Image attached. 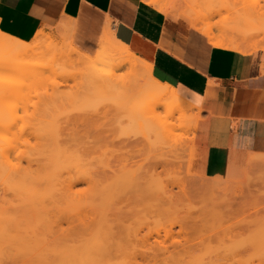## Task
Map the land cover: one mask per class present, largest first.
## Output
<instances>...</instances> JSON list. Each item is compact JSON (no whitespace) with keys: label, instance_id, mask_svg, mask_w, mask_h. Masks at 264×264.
<instances>
[{"label":"rangeland","instance_id":"1","mask_svg":"<svg viewBox=\"0 0 264 264\" xmlns=\"http://www.w3.org/2000/svg\"><path fill=\"white\" fill-rule=\"evenodd\" d=\"M212 1H215L214 6H207L213 9L219 5V1ZM223 3L228 6V12L222 10L220 15L213 16L212 22H228L236 28L232 30L230 26L222 24L233 31L230 35L234 33L232 36L240 41L245 37L247 43L262 45L264 0H223ZM204 9L201 8V12L207 16ZM168 14L183 15L171 11ZM76 22L78 31L75 44L82 48L85 42L97 37L96 27L86 17ZM56 27L46 31L54 32ZM237 29L240 31L236 32ZM223 30L222 33L225 32ZM53 65V70L46 69L47 72L38 75L45 76L28 79L26 83L12 70L0 73V86L5 83L3 89L14 88L13 91L0 92V151L7 155L12 151L9 157L5 155L8 163L10 161L19 166L20 173L22 168L25 169L24 175L17 174L15 170L7 173L5 169H14L13 165L8 166L4 155H0L3 157H0V219L6 224L5 231H0L6 238L0 241V260L10 256L26 259L32 248L36 247V251L34 249L27 258L29 261L33 259L34 264L35 258L39 261L36 260V264H72L75 256L86 255L92 246L98 250L109 243L104 223H112L114 229L110 230L111 235L135 239L138 253L146 249L151 251L148 254L157 253L161 257L182 254L184 259L174 264H264V163L252 169L248 164V175L236 181L207 177L197 140L200 122L204 120L201 110L196 125L194 122L188 123V126L186 124L187 128L190 124L195 127L191 126L194 130L187 129L188 137L184 134L183 139L187 142L186 138L190 140V137L192 143H187L192 147L184 142V150H176L179 157L176 163L182 164L181 171L161 172L158 169L152 171L157 175L153 174L149 166L159 155L156 144L160 137L154 135L157 130H153L152 123L142 121L137 112L143 99L138 96L120 97L121 94L106 96L88 87L82 67L61 66L59 63ZM34 69L38 67L30 68L31 71ZM6 83L11 86L8 87ZM122 104L129 107L128 111H136L133 117L130 118L131 114ZM112 105L117 106L115 110L120 108L125 113L114 112ZM102 109H111L108 114H116L114 120H111L114 116L110 114L104 120L109 137L93 140L89 135L86 138L76 129V115H91ZM128 141L132 144H127ZM20 142L23 148L19 146ZM89 142L92 144L87 149L84 144ZM10 143L11 146L13 143L17 145L12 148ZM32 151L37 157L32 155ZM162 153L170 159L174 157L171 151ZM24 171H28L27 174ZM149 174L153 177H148ZM14 175L15 178L17 175L23 176L18 181ZM180 177L188 186H185L184 193L180 189ZM157 182L160 185H156ZM157 186H161L162 190L167 189L164 190L167 197L161 205L155 197ZM238 188L242 189V195H233ZM185 193L191 197L187 199L183 196ZM159 206H163L164 210H159ZM205 207L208 208L206 211ZM186 220L191 229L187 227ZM177 223L182 226L186 224V228L183 227L188 232L184 233ZM194 227L200 228V231ZM116 254L115 250L108 252L111 258L106 264L124 263L122 257L118 256L120 254ZM139 262L143 261L139 259Z\"/></svg>","mask_w":264,"mask_h":264},{"label":"crops","instance_id":"2","mask_svg":"<svg viewBox=\"0 0 264 264\" xmlns=\"http://www.w3.org/2000/svg\"><path fill=\"white\" fill-rule=\"evenodd\" d=\"M168 12L142 0H0V30L30 41L40 29L73 21L77 34L76 21L86 17L97 36L87 48L108 25L154 66L158 80L203 111L197 140L205 175L244 179L248 164L264 156V48L244 54L213 47L188 15Z\"/></svg>","mask_w":264,"mask_h":264},{"label":"bare ground","instance_id":"3","mask_svg":"<svg viewBox=\"0 0 264 264\" xmlns=\"http://www.w3.org/2000/svg\"><path fill=\"white\" fill-rule=\"evenodd\" d=\"M142 1L147 3V4L155 6L158 10H160L162 12L172 11L175 13H178V12L185 13L186 16L188 15L190 17V19L193 20L194 26L198 29V31H200L203 36L208 38L209 45H211L213 47L238 51V52H242L244 54H250V53H252L258 49L264 48V43L262 45H261V43H257V44L254 43V45H253L250 42L247 43L248 40L245 37H244V39L246 41L244 39H243V41L242 40L240 41L236 37L232 36L234 33L233 34L231 33V35H230V32L232 30H235L236 28L232 27L228 22H224V21H223V23H213L212 22L214 15H216V14L220 15L222 10H225L226 12H228V6H226L224 3L222 4L223 0H218L219 5H217L216 8L213 7V9L211 7H208L209 4H213L212 6H214L215 1L213 2L212 0H142ZM201 8L202 9L205 8L204 10L207 11V13H206L207 16L204 13H202L203 11L201 12ZM222 24L223 25L225 24L226 27H227V25L230 26L232 30H230V27H228L227 28L228 30H227L226 27L222 26ZM109 28L110 27H108V25H107L106 29L102 33L100 40L96 46H90V47L86 46L87 48H83V47L80 48V47L76 46V44H75V34H76L75 32L76 31H74V26H73L71 21L59 22V24L55 28L54 32L46 31V29H40L36 32L35 36L30 41H24V40L18 39L16 37H13L9 34L2 32L0 30V73L2 71H5V70H12L17 75H20V80L22 82L26 83V81L28 79H32V78L36 79V77L38 79V77L45 76L42 74H40L41 76H38V75H39V73H44L45 71L47 72V70L48 71L53 70V67H54L53 64H55V63L56 64L59 63L61 66H79V68L82 67L83 73L85 74L86 79H87V85L90 89L98 90L100 93H103L106 96L121 94L120 97L124 96L126 98L127 97H134V96L141 97L143 99V103L138 106L137 112L141 115L142 121L152 123V125L154 126L153 130L154 129L157 130L156 134H154L155 132L153 134L155 136L159 135L158 137H160V138L157 137L159 139L158 140L159 143L157 142V144H156L158 147V150L160 152H159V155H157L152 160V162L150 163L149 170L151 172L157 171L158 169H160L161 172H162V170H167L170 172L172 170H175L174 172H176V171L180 172L182 169V164L176 163V161L179 159V157L176 155V150H178V149L184 150V147L186 146L187 142L189 144L192 143V140L190 137H189L190 140H188L186 138L187 142L183 141L184 134L186 135L187 129L188 130L189 129L194 130L193 124L192 125L190 124V126L188 128H187V126H188V123H190V122L191 123L194 122V125H196V122L199 118L198 116H199L200 112L199 111L194 112L195 107L191 103H189L186 99L181 97L173 86L158 80L154 75V66L151 63L147 62L146 60L142 59L141 57L137 56L135 53H133L128 45L118 41L115 38L112 30H110L111 28L110 29ZM216 28L218 29L217 31H216ZM221 28H223L225 30V32H224V30L222 29L224 33L221 32L222 31ZM219 30L221 33L218 32ZM226 31H229V32H227L229 34H227ZM238 31H240V29H237L236 32H238ZM241 33H242V31H241ZM35 66H37L38 69H34L31 71L30 68H33ZM5 73H7V72L5 71ZM2 74H4V73H2ZM33 80H31V81H33ZM3 81L4 80H2V84L4 83ZM6 85L8 87L11 86V84L9 86L7 83H6ZM23 85H24V83H23ZM2 86H0V92H2V93L7 92L8 90L13 91V89H14V88H6L5 87L6 89L4 88L5 89L4 90ZM23 88H24V86H23ZM8 93H10V92H8ZM4 95L5 94H3V96ZM1 99H3V98H1ZM51 99H52V95H51ZM1 101H4V100H1ZM123 106H124L125 110L127 109V111H128L129 107H126L125 105H123ZM115 107L117 108V106H115ZM115 107L113 106V108H111V109H113L114 112L118 111L121 113H123V112L125 113V110H123V112H122V110L120 111V108L115 110L116 109ZM111 109H109V110L112 111ZM121 109H123V108L121 107ZM109 110L107 109V111H106V109H105V111H104V109H102L101 110L102 112L98 110L97 112L95 111V112L91 113V115H87V114L86 115L81 114L80 116L76 115L77 118L75 117L76 121H74L76 129L79 130L84 136H86V138L89 135H91L93 137V140H100L101 138H108L109 137V131L107 130L106 126H104V125H106V124H104L105 123L104 120L110 115L114 116L113 118H111V120H114L116 118L115 117L116 114H113V112H112V114H110V112H109L110 115L108 114ZM130 111L131 110L129 109L128 113L131 114V116H130V118H131V117H133L132 115L134 113H136V111L135 110L131 111V112ZM1 112H0V114H1ZM128 118H129V116H128ZM186 124H187V126H186ZM0 126H1V124H0ZM79 126H81L82 128H80ZM191 126H193V127H191ZM36 127H38V126H36ZM36 127L33 126V128H36ZM36 130H38V129H36ZM192 130H190V132ZM38 131H40V130H38ZM178 132H182V134H180V133L178 134ZM192 132H194V131H192ZM17 134L19 135L20 133L17 132ZM192 134L194 135V133H192ZM186 137H188V136L186 135ZM3 139L4 138H2L1 141ZM21 141H24V140H21ZM156 141H157V139H156ZM184 142H186V143H184ZM0 143H2V142H0ZM6 143H9V142H6ZM126 143L132 144L130 141H128ZM182 143H184V144H182ZM188 143H187L188 147H192V144L189 145ZM21 144H23V143H21V142L19 143L20 147H22ZM91 144H92L91 142H89L87 144L85 143L84 146L88 149V147H90ZM9 145H10V147H12L14 145V143L12 144V146H11V143ZM16 145H14V146H16ZM4 147L7 148V146H4ZM2 148H3V145H2ZM12 148H14V147H12ZM7 149H9V148H7ZM166 149H168L169 151ZM163 151L165 153L170 152V151L173 152L174 157L172 159H170L169 157L164 155V153H162ZM36 152L38 154V150H36ZM7 153H8V150H7ZM10 153H9V155H7V154H2L0 151V155L1 154L4 155L3 157H5V155H7L6 157H9ZM31 153H32V155H34L33 151ZM34 156L37 157L36 153ZM3 157H1V158H3ZM6 157L4 158L5 161H7L6 159H8ZM32 158L33 157H31V159ZM29 159H28V161H29ZM31 159H30V161H31ZM255 160L256 159H254V161L252 163V168L257 167L258 166L257 164H261V163L263 164L264 163V156L258 158L259 163L255 164V162H256ZM1 161H0V163H1ZM7 163H8V161L6 162V164ZM10 163L11 162L9 161L8 166L13 165L12 163L11 164ZM4 164H5V162H4ZM14 164H15V162H14ZM1 165H3V164H1ZM12 168H14V169L10 168L11 170H9L7 168L8 170L7 169H5V170H6V172L7 171L11 172V171L15 170L17 174L18 173L23 174V170H25L21 167L22 173H20L21 171H20L19 166L16 167L15 165H13ZM187 168H188V166H187ZM26 169H28V168H26ZM9 172H7V173H9ZM27 172L28 171H26V173H25V171H24L25 174H27ZM151 172H149V173H151ZM12 174H15V173H12ZM23 175H21V177ZM15 176L16 175H14V178H15ZM147 176L151 177V178L153 177L152 175L150 176V174ZM19 177L17 175V178H15V179L17 180ZM8 178L10 179V177H8ZM156 178H159V177H156ZM156 178H154L155 181L158 180ZM5 179H7V176ZM159 179H161V178H159ZM161 180H163V179H161ZM164 180H166V179H164ZM175 180H174V182H175ZM18 181H19V179H18ZM179 181H180L179 185L182 186L180 189H182L181 191H183V193H184L185 192V186H187L186 181L183 180V178H181V177L179 178ZM187 181H188V179H187ZM26 182H28V181H26ZM161 182L162 181H160V183ZM24 183H25V181H24ZM158 183L159 182H157L156 185ZM176 184L178 185V182H176ZM19 185L20 184H18V187L21 188V186H19ZM158 185H160V184H158ZM162 185H163V182H162ZM174 185H175V183H174ZM157 187H158V189L155 190L156 191L155 197H156L159 205H161V203H163L162 201H164L163 199L165 197H167L165 192H164V190L166 188L164 190H162L161 186H157ZM159 187H160V189H159ZM163 187H165V185ZM20 191H22V190H20ZM233 191L234 190H232V192ZM186 192H188V191H186ZM174 194H176V193H174ZM238 194L242 195V189L241 188H238L236 191L233 192V195L237 196ZM245 194H247V193H245ZM167 195H169L168 192H167ZM192 195H194V194H192ZM169 196H171V195H169ZM183 196L187 197V199H189L191 197V196L189 197V195H186V193ZM209 196H208V198H210ZM169 200L172 201L171 199H169ZM209 200H211V199H208V201ZM216 202H217V200H216ZM163 206H159L160 208L158 207V209L160 210ZM192 209H193V207H192ZM207 209L208 208L205 207L204 210L206 211ZM162 210H164V208H162ZM166 211L168 212V209ZM188 212H190V210ZM173 220H174V218H173ZM183 221L184 220H182L181 222L183 223ZM111 224L104 223L106 230H108L107 234L109 236L106 239H107V241H109V243H107V245H105L104 247H102L100 249L98 248V250H95L92 246L90 248L91 250L88 249V252L85 253L86 255L81 254L83 256H75L72 264H106V262L108 260H110V258H111L110 257L111 254L109 256L108 252L111 253L113 250H115V252L117 251V253L120 254V255L116 254V256L118 255L119 257H122V259L124 261V263H122V264H171V262L174 264V262L176 263V261H177V263H178V261L184 259L182 257V254L181 255L167 254V256L161 257L157 253L148 254L151 251L148 252V250H146V249H144V250L142 249L143 252L138 253L137 251L139 248L137 245H135L136 244L135 239L133 241V240H129L128 237L121 239L120 237L114 236L113 233L111 235L110 230L114 229V227H113L114 224L113 225H111ZM174 224H172V225H174ZM186 224H187V220H186ZM186 224H184L183 226L185 227ZM188 225L189 224H187V227H189ZM5 226H6V224H5L4 220L0 219V231H5V229H6ZM178 226H181L180 228H182L181 230L184 233L188 232V229H185L186 227L184 228L182 226V224L181 225L178 224ZM189 229H191V228L189 227ZM195 229L198 231L200 228L199 229L195 228ZM203 229H204V227H203ZM184 233L182 235H184ZM188 235L189 234H187V236ZM4 237H5L4 234L2 232H0V238H1L0 241L1 242H2V238H3V241H5L4 239H6V238H4ZM184 237H185V235H184ZM128 245H130L131 248ZM163 247H164V249H167L166 246H163ZM34 249L32 248V251ZM35 251H36V249H35ZM89 251H90V253H89ZM31 252L29 253L30 255H31ZM80 253H82V252H80ZM30 255H28V256H30ZM28 256H27V258H28ZM44 256L45 255H43V257ZM48 256H47V258H48ZM54 256H56V255H54ZM72 257H73V254H72ZM23 258L22 257H16V256L15 257L10 256V257H7L5 259L2 258L0 260V264H23V263L24 264H32V263L34 264L33 259H32L33 261L32 260L29 261V259L26 258L27 259L26 260L25 258L24 259ZM45 258H43V259H45ZM35 259L38 261V258H35ZM53 259H54V257H53ZM139 259H141L143 262H139ZM36 260H35V262L38 263L39 261L37 262ZM25 261H26V263H25ZM69 264H71V263H69ZM109 264H111V263H109Z\"/></svg>","mask_w":264,"mask_h":264}]
</instances>
